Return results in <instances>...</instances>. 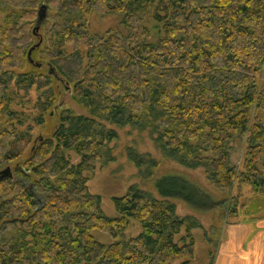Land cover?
Listing matches in <instances>:
<instances>
[{"label": "trees", "instance_id": "trees-1", "mask_svg": "<svg viewBox=\"0 0 264 264\" xmlns=\"http://www.w3.org/2000/svg\"><path fill=\"white\" fill-rule=\"evenodd\" d=\"M22 1L7 0L5 6L15 9L13 26L0 29V172H12L0 175V264L193 259L194 244L176 240L187 220L177 215L173 201L200 211L219 206L198 184L165 176L155 183L158 199L132 187L113 200L116 219L90 193L86 174L114 161L110 144L118 134L111 125L149 131L166 158L189 169L206 168L221 191L250 186L264 196V0H33L26 7ZM42 3L44 37L34 45ZM94 13L124 15L128 33L92 34L88 22ZM38 45L32 59L44 48L43 63L35 61L41 68L29 61ZM51 69L89 116L64 111L60 126L32 149L26 168L15 176L11 165L23 159L33 139L30 128L19 130L26 122L9 107L19 93L34 88L44 91L41 114L54 107ZM238 138H247L239 172L231 167L230 152ZM68 153L80 162L72 164ZM129 158L144 179L158 168L148 155L130 150ZM132 221L142 233L125 240ZM95 232L114 242L99 243Z\"/></svg>", "mask_w": 264, "mask_h": 264}, {"label": "rangeland", "instance_id": "rangeland-1", "mask_svg": "<svg viewBox=\"0 0 264 264\" xmlns=\"http://www.w3.org/2000/svg\"><path fill=\"white\" fill-rule=\"evenodd\" d=\"M32 1L23 0L22 3L25 6ZM6 2L7 0H0V29L13 26L10 24L12 22L10 17L15 9L9 8V5L6 7ZM37 13L36 22L38 25L34 26V31L36 28H41V30L35 32L34 45L40 42L41 36L44 37V28L41 24L47 18L46 4H40ZM124 18V15L107 16L94 13L89 18V29L92 34L101 37L115 30L127 34ZM150 28L152 31L150 42H155L158 35L157 32H154L153 18L150 21ZM43 50L44 48L34 57L36 62L43 63L44 60L40 55ZM25 70L26 72L30 71L31 66L27 65ZM43 71L47 73L49 68L46 67ZM52 76L56 105L47 113L41 114L40 110V105L44 102L41 100L44 91H37L36 88L32 89L29 94L19 93V99L9 107L12 112L19 114V119L26 122L25 127L19 128V130L24 132L30 128L33 139L32 144L24 153L23 159L19 163L11 165L15 176L18 170L26 168V163L32 155V149L37 147L41 140L51 137L60 126L64 111H72L75 116H89V110L78 106L73 100L71 88L65 82L58 80L54 74ZM13 92L14 89H11L8 96ZM40 118H43V124H40ZM110 129L118 134V140L110 144L114 161L106 165L100 164L94 173L86 174L89 179V191L93 196L102 199V209L107 217L118 218L113 200L127 196L132 187H138L158 199L155 183L159 179L171 175L183 176L206 190L220 205L212 210L200 211L191 208L182 201H173L177 205V215L182 220H187L186 228L182 230L176 240L179 244L193 243L195 250L192 260H179L174 264H245L250 260L251 245L264 225L263 195L255 193L250 186L239 188L236 185L229 191L219 190L209 180L206 168L189 169L166 158L156 146V137L152 136L149 131L114 125H111ZM246 141L247 138H238L230 147L231 167L237 172L243 169L247 149ZM130 150L139 155H148L157 162L158 168L154 170L150 179H144L140 170L130 160ZM68 157L74 165L80 162V158L72 153H68ZM30 177L32 183L36 181L33 175L30 174ZM32 183H27L30 190H33ZM141 233L142 226L138 222L132 221L123 239L136 238ZM93 236L101 244L110 245L114 242L110 237L98 232H95ZM3 239L0 237V247Z\"/></svg>", "mask_w": 264, "mask_h": 264}, {"label": "crops", "instance_id": "crops-1", "mask_svg": "<svg viewBox=\"0 0 264 264\" xmlns=\"http://www.w3.org/2000/svg\"><path fill=\"white\" fill-rule=\"evenodd\" d=\"M254 240L255 242L251 245V258L245 264H264V225Z\"/></svg>", "mask_w": 264, "mask_h": 264}, {"label": "water", "instance_id": "water-1", "mask_svg": "<svg viewBox=\"0 0 264 264\" xmlns=\"http://www.w3.org/2000/svg\"><path fill=\"white\" fill-rule=\"evenodd\" d=\"M38 30H39V28H36V29H35V32H37ZM37 47H39V45L36 46V47H34V48L30 51V53H29V61H30V63H31L32 65H34V66H36V67H38V68H41L42 65L39 64V63H35V61L32 59L33 52L35 51V49H36ZM50 74H54V75L57 77L58 80H61L60 77H59L57 74H55L54 69H51ZM0 175L3 176V178H4V177H12L11 169H10V168H7L5 171L0 172Z\"/></svg>", "mask_w": 264, "mask_h": 264}]
</instances>
